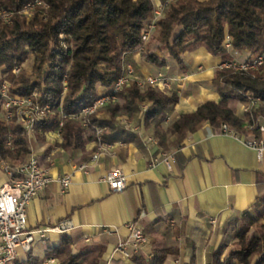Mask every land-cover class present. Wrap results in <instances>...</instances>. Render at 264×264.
Instances as JSON below:
<instances>
[{
    "label": "trees",
    "instance_id": "16d2710c",
    "mask_svg": "<svg viewBox=\"0 0 264 264\" xmlns=\"http://www.w3.org/2000/svg\"><path fill=\"white\" fill-rule=\"evenodd\" d=\"M32 1L0 0V9L12 14L10 24H0V69L14 93L27 96L36 89L40 103L50 106L51 115L38 124L37 138L42 139L41 132L58 128L60 107L66 118L62 120L59 147L66 152L96 142L97 127L105 141L136 142L134 134L117 127L116 119L127 116L137 120L143 105L147 106L143 126L152 130L163 151L181 148L186 136L205 123L215 131L226 125L238 133L259 137L257 131L246 130L248 125L264 121V74L254 70L216 69L212 87L219 100L202 102L194 112L178 115L168 127L164 122L178 102L177 93L140 90L134 81L119 94L122 103L108 104L102 117L99 113L90 115L87 128L71 116L99 97L98 88L112 91L129 54L139 52L141 61L157 67H165L170 59L181 70L185 69L183 54L198 48L220 57L223 63L232 62L234 53H248L245 60L258 56L264 49V0H175L157 21L155 38L142 49V33L154 9L152 0H43L47 8L37 7L26 20L20 10ZM226 39L229 49L224 47ZM29 54L34 57L35 76L25 71L13 75L12 69ZM250 99H258V105L237 116L235 104H248ZM29 154L26 133L16 119L8 123L0 119V157L13 168ZM258 186L262 193L263 183L259 181ZM255 208V214L244 212L236 223L227 255L222 257L221 247L208 257L207 264H264V193L258 196ZM71 244L70 238L63 236L51 251L60 264H75L78 259L71 254ZM170 252L154 249L150 260L135 261L164 264Z\"/></svg>",
    "mask_w": 264,
    "mask_h": 264
},
{
    "label": "crops",
    "instance_id": "0c3cea01",
    "mask_svg": "<svg viewBox=\"0 0 264 264\" xmlns=\"http://www.w3.org/2000/svg\"><path fill=\"white\" fill-rule=\"evenodd\" d=\"M247 57L248 53H234L233 61ZM182 58L184 70L170 59L165 67H157L141 61L139 53L126 57L135 77L161 73L171 80L170 91L177 93L178 102L167 113L166 127L178 115L194 112L202 102L219 100L212 79L223 63L221 58L204 48L187 51ZM239 106L235 104V112L241 117ZM118 118V125L137 141H106L111 144L107 154L85 170L79 167L95 151L94 141L71 152L61 149L59 140L43 136L34 144V152L53 181L30 201L28 226L33 229L69 219L72 229L66 235L36 238L31 253L18 251L21 261L17 264H36L53 256L51 251L63 236L72 242L71 254L78 257L75 264H138L135 259L150 260L154 249L172 250L164 264H207L208 257L221 247L222 257L227 255L236 223L244 212L255 214L257 198L264 193L258 186L259 181L264 186V160L259 161L241 139L215 131L208 123L188 134L181 148L163 151L152 130L144 128L142 115L137 120ZM123 119L135 130L126 129ZM164 154L173 155L170 169L163 162ZM114 168L126 177L120 191L102 181ZM64 175H70L71 184L61 193L56 179ZM4 180L0 170V182ZM128 223L142 228L146 243L136 252L126 245L129 256L123 257L116 246L129 240Z\"/></svg>",
    "mask_w": 264,
    "mask_h": 264
},
{
    "label": "built area",
    "instance_id": "2783aa9c",
    "mask_svg": "<svg viewBox=\"0 0 264 264\" xmlns=\"http://www.w3.org/2000/svg\"><path fill=\"white\" fill-rule=\"evenodd\" d=\"M175 0L158 1L154 6L152 12V19L145 24L142 41L145 42L151 31L154 30L158 18H160L168 5ZM43 0H33L25 4L22 11L28 12L34 6L42 3ZM47 7V6H46ZM4 11V10H3ZM0 11V18L4 23H10L11 13ZM62 39L63 37L60 36ZM64 49L67 48L65 42L61 43ZM224 47L229 49L230 43L228 39L225 40ZM22 64L12 69V74L17 76L22 70ZM220 68H230L234 71H261L264 74V49L256 57L242 62L232 61L229 63H222ZM2 72V69H0ZM5 73L0 76V115L1 119L8 123L13 118L24 129L28 143L30 145V154L20 164L10 168L7 163L0 157V170L5 178L0 182V264H17L21 261L18 251L22 254H29L32 252V246L36 238L40 240L48 239L49 234L66 235L72 229V222L69 219H63L53 225L43 227H36L30 229L27 223V207L30 201L35 198L41 191H43L48 184L53 181L49 176L47 169L41 164L39 157L34 152V144L38 141L37 131L38 124L47 120L51 115V108L48 104L40 103V94L35 89L30 95L21 96L14 93L11 89V84L4 78ZM134 81L140 90L147 88L158 89L162 93H167L171 90V80L165 75L159 73L157 75H148L144 78H138L134 75V70L131 65H126L122 75L118 78L112 91H105L90 105L82 108L77 114L72 115V118L78 119L83 128L88 126V117L96 110L109 102H114L118 99V94L122 92L123 87ZM65 91V87H64ZM258 99H250L248 104H241V117L249 112L252 107L258 105ZM142 113L146 112L147 106H141ZM66 115L59 107L58 128L55 131L41 132L45 138L56 139L61 142L60 129L62 127V120ZM122 123L126 129L135 130L130 127V121L123 119ZM247 131H257L259 137L253 133L244 134L238 133L235 130L229 129L226 125H222L220 133L233 136L242 140L243 144L253 150L259 161L264 160V121L258 124L248 125ZM96 142L95 151L91 155L88 162L84 163L79 169L85 170L88 166L94 165L100 157L107 154L111 144L102 139V129L97 127L95 129ZM43 148V147H42ZM44 150V149H43ZM163 162L170 169L173 162L172 154H164ZM154 166V162L151 163ZM61 193H65L70 184V175H64L57 178ZM102 181L107 183L112 190L120 191L126 185V177L121 169L114 168L110 170ZM143 215V214H141ZM129 240L119 241L116 250L121 253L123 257H128L129 253L126 250V245L130 244L136 252L140 245L146 243L142 228L135 223H128ZM36 264H58L54 256H46Z\"/></svg>",
    "mask_w": 264,
    "mask_h": 264
},
{
    "label": "rangeland",
    "instance_id": "374dc122",
    "mask_svg": "<svg viewBox=\"0 0 264 264\" xmlns=\"http://www.w3.org/2000/svg\"><path fill=\"white\" fill-rule=\"evenodd\" d=\"M153 1V5L155 6L156 4H157V2H158V0H152ZM37 7H41V8H43L44 10L47 8L46 7V5L42 2V3H40V4H38V5H36V6H34L30 11H28V12H23L22 11V9L20 10V13L22 14V15H24L25 16V18H26V20H30L31 19V17L33 16V13H34V11H35V9L37 8ZM23 8V7H22ZM0 11L2 12L3 11V9H0ZM3 12H8V11H3ZM165 12H166V10L164 11V13H163V15L160 17V18H158L157 19V21L158 20H160L163 16H164V14H165ZM8 13H10V12H8ZM12 15V14H11ZM151 19H152V17H151ZM11 20V19H10ZM157 21H156V23H157ZM10 23H11V21H10ZM10 23H4L3 21H2V19L0 18V24H10ZM156 25V24H155ZM156 31H157V26H155V28H154V30L153 31H151L150 32V34H149V36H148V38H147V40L145 41V42H143V46L141 47V49L144 47V45L145 44H147L148 43V41H151L153 38H155V36H156ZM140 49V50H141ZM139 50V51H140ZM139 53V52H138ZM126 59V58H125ZM33 63H34V57H33V55L32 54H29L28 55V57H27V59L23 62V63H21L23 66H22V70H21V72H23V71H25V72H27V73H29V74H32V75H34L35 76V73H34V71H33ZM20 64V65H21ZM127 65V62L125 61L124 62V68H125V66ZM21 72L18 74V75H20L21 74ZM2 74H3V72H0V76H2ZM17 75V76H18ZM98 91H99V95L100 94H102L103 92V89L102 88H98ZM121 93V92H120ZM119 93V94H120ZM118 94V99L116 100V101H114V102H109V103H107V104H105L104 106H102L101 108H99L98 110H96V112H94V113H99V115L102 117L103 116V113H104V108L108 105V104H115V103H118V104H121L122 103V100H121V97H120V95ZM239 111L241 110V106H239ZM0 119H1V115H0ZM118 119L119 118H117L116 119V125H117V127H119L120 128V126L118 125ZM39 138H38V142H39ZM263 224H264V213H263ZM233 242V241H232ZM231 242V243H232ZM231 247H232V245H231ZM230 247V248H231Z\"/></svg>",
    "mask_w": 264,
    "mask_h": 264
}]
</instances>
